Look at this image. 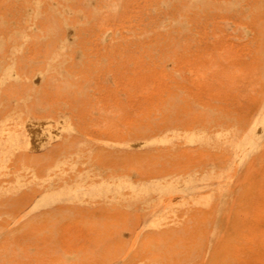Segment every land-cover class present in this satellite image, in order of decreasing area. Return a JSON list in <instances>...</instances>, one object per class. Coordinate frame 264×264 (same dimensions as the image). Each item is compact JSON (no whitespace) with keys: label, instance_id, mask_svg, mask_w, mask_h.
Returning <instances> with one entry per match:
<instances>
[{"label":"rangeland","instance_id":"rangeland-1","mask_svg":"<svg viewBox=\"0 0 264 264\" xmlns=\"http://www.w3.org/2000/svg\"><path fill=\"white\" fill-rule=\"evenodd\" d=\"M0 264H264V0H0Z\"/></svg>","mask_w":264,"mask_h":264}]
</instances>
